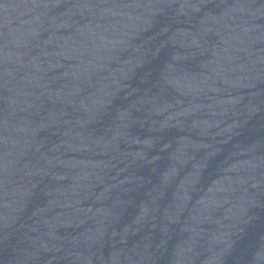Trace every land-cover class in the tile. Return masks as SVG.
Returning a JSON list of instances; mask_svg holds the SVG:
<instances>
[{
	"label": "water",
	"instance_id": "1",
	"mask_svg": "<svg viewBox=\"0 0 264 264\" xmlns=\"http://www.w3.org/2000/svg\"><path fill=\"white\" fill-rule=\"evenodd\" d=\"M0 264H264V0H0Z\"/></svg>",
	"mask_w": 264,
	"mask_h": 264
}]
</instances>
